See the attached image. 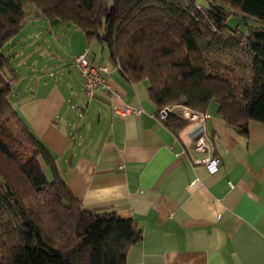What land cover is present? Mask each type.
<instances>
[{
	"label": "trees",
	"instance_id": "1",
	"mask_svg": "<svg viewBox=\"0 0 264 264\" xmlns=\"http://www.w3.org/2000/svg\"><path fill=\"white\" fill-rule=\"evenodd\" d=\"M206 1L0 0V264H125L142 238L115 209L82 207L55 155L13 106L19 75L2 47L23 27L22 3L104 44L128 80L147 82L157 112L180 103L205 113L213 101L225 123L247 135L251 123L264 124V0ZM230 14L259 26L239 32L227 24ZM163 122L174 133L187 125L174 113Z\"/></svg>",
	"mask_w": 264,
	"mask_h": 264
},
{
	"label": "crops",
	"instance_id": "2",
	"mask_svg": "<svg viewBox=\"0 0 264 264\" xmlns=\"http://www.w3.org/2000/svg\"><path fill=\"white\" fill-rule=\"evenodd\" d=\"M33 17L44 23L40 12ZM85 41L73 57L87 50L93 64L110 67L108 93L86 97L79 69L63 62L78 80L76 93L64 92L50 72L14 93V106L82 207L113 208L139 225L142 238L125 264H264V124L251 123L243 135L210 104L204 137L220 159L210 174L197 162L208 153L190 147L186 127L174 133L157 117L147 82L128 80L102 43ZM70 95L79 125L62 116ZM125 109L124 117L116 112Z\"/></svg>",
	"mask_w": 264,
	"mask_h": 264
},
{
	"label": "rangeland",
	"instance_id": "3",
	"mask_svg": "<svg viewBox=\"0 0 264 264\" xmlns=\"http://www.w3.org/2000/svg\"><path fill=\"white\" fill-rule=\"evenodd\" d=\"M196 3L199 6H207L206 0H196ZM22 8L26 13V21L22 29L2 47V52L11 57V62L20 76V79L12 85L13 96L16 92L19 95H23L26 93V90H29L33 86L36 78L42 75L48 76L50 72L55 74L56 83L64 92L68 93L72 87L76 93V90H78L77 78L75 76L67 77V71L63 68L61 69L59 65L63 62H71L73 54L86 45L82 30L70 23L62 21L52 22L54 19L50 22H45L43 16L44 23L42 24V21L38 22L41 18L38 21L34 17L31 18V14L39 11L30 2H23ZM227 24L229 27L237 28L239 32L244 33L248 32L247 26H259L258 22L254 19L249 17L244 18L238 14H230L227 18ZM92 43L93 45L101 44L97 40L92 41ZM102 45L104 46V44ZM13 96L11 101L14 106L19 101H15ZM74 96L70 95L72 103L67 102V105L62 109V116H70L79 125L81 118L75 117V110L71 108V105L74 106L76 103ZM212 103L214 104L213 101L210 102V104ZM176 109V111L171 113L186 120L187 125L185 127H188L191 122L180 115V108ZM45 173L49 176L48 169L45 170ZM14 179L22 187V183L17 179L16 175ZM21 191L27 196L33 197L30 193H27L25 186L21 188Z\"/></svg>",
	"mask_w": 264,
	"mask_h": 264
},
{
	"label": "built area",
	"instance_id": "4",
	"mask_svg": "<svg viewBox=\"0 0 264 264\" xmlns=\"http://www.w3.org/2000/svg\"><path fill=\"white\" fill-rule=\"evenodd\" d=\"M72 62L79 69L83 79V91L86 97L91 98L97 91L109 92L106 79L107 74L110 73V67L108 65L103 63L93 64L88 58L87 50L73 57ZM176 108H180V115L191 122L185 129L186 135L190 139V147L198 153H208L206 156L197 160V162L203 164L208 173H215L219 169L220 159L212 154V149L204 137L205 113L192 110L180 103H172L161 108L157 112V117L163 121L169 113L176 111ZM116 112L119 116L124 117L129 113V109L116 110ZM133 112L138 113L139 111L134 109Z\"/></svg>",
	"mask_w": 264,
	"mask_h": 264
},
{
	"label": "water",
	"instance_id": "5",
	"mask_svg": "<svg viewBox=\"0 0 264 264\" xmlns=\"http://www.w3.org/2000/svg\"><path fill=\"white\" fill-rule=\"evenodd\" d=\"M58 19H54L52 22H56Z\"/></svg>",
	"mask_w": 264,
	"mask_h": 264
}]
</instances>
